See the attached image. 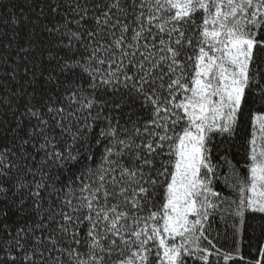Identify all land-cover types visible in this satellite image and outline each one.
<instances>
[{"label": "snow or ice", "instance_id": "1", "mask_svg": "<svg viewBox=\"0 0 264 264\" xmlns=\"http://www.w3.org/2000/svg\"><path fill=\"white\" fill-rule=\"evenodd\" d=\"M0 264H264V0H0Z\"/></svg>", "mask_w": 264, "mask_h": 264}, {"label": "trees", "instance_id": "2", "mask_svg": "<svg viewBox=\"0 0 264 264\" xmlns=\"http://www.w3.org/2000/svg\"><path fill=\"white\" fill-rule=\"evenodd\" d=\"M245 254L247 255L248 253H247V250L245 251Z\"/></svg>", "mask_w": 264, "mask_h": 264}]
</instances>
